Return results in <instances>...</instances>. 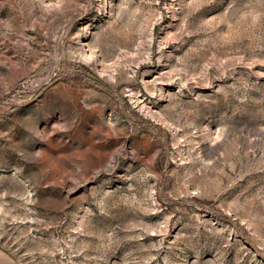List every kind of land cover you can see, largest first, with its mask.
I'll return each instance as SVG.
<instances>
[{
	"label": "rangeland",
	"instance_id": "rangeland-1",
	"mask_svg": "<svg viewBox=\"0 0 264 264\" xmlns=\"http://www.w3.org/2000/svg\"><path fill=\"white\" fill-rule=\"evenodd\" d=\"M0 264H264V0H0Z\"/></svg>",
	"mask_w": 264,
	"mask_h": 264
}]
</instances>
